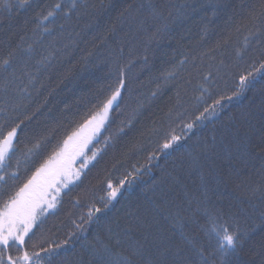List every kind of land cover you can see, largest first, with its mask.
Masks as SVG:
<instances>
[{"label":"snow or ice","instance_id":"6c2138e0","mask_svg":"<svg viewBox=\"0 0 264 264\" xmlns=\"http://www.w3.org/2000/svg\"><path fill=\"white\" fill-rule=\"evenodd\" d=\"M226 6V0H184L181 4H175L173 0H124L117 16L121 21V32L116 33L114 24L108 31L116 36V52L122 55L127 45L130 58L123 64L113 60L109 65L112 77V82L107 85L109 94L102 96L94 109L66 133L56 149L35 167L22 185L15 184L21 165L19 145L24 132L22 125L32 117L25 114L24 119H20L17 113L23 107L22 100L31 97L29 88L36 84V76L29 70L33 47L17 46L19 50H10L7 58L0 60V264H43L44 260L51 264L53 257L61 255L62 264H242L239 257L245 241L257 228L264 231V87L258 90V96L248 99L238 116L229 115L219 137L213 134L209 141L197 136L191 144L188 141L194 129L204 127L206 122L215 123L226 107L245 98L258 78L264 80V60L258 67L253 64V70L238 76L230 95L217 92L213 96L216 80L222 79L221 68H217L215 74L212 71L202 73L194 89L199 93L195 99L202 111L190 122L180 120V134L173 127L176 123L173 117L180 119L184 113H174L172 109L159 119L158 124L154 120L151 128L140 131L130 151L142 149L145 146L142 141H150L155 136L161 155L172 156L181 149L186 153V158L184 153L177 158L171 171L162 172L160 181L152 189L148 206L130 207L122 216L101 225L103 213L122 195L121 189L126 184L131 189L135 183L137 175L128 173L117 179L115 185L110 180L107 182L106 198H100L103 210L93 205L86 216L79 217L80 223L72 222L74 230L65 240L41 248L44 256L35 251L37 245L32 242L36 236L33 229L39 230L43 225L42 217L56 209L61 191L86 175L84 170L97 160L101 149L96 148L93 141L108 123L113 106L119 108L125 96L131 97V68L135 62L131 56L137 47L141 48L140 58L147 65L153 45L158 47L162 41L170 39L174 26L201 10L216 15ZM111 7L112 0H100L99 5L90 0H62L44 14L38 0H0V15L6 13L7 18L13 20L21 13L35 12L32 17L36 25L34 31L51 35L53 30L49 25L55 23L61 13L70 17L82 10L84 15L99 16ZM250 19H259L264 24V0L260 9L250 14ZM3 27L0 23V28ZM250 35L255 39L249 41L246 38L245 48L237 52L240 59L254 50L250 45L264 43V32L257 30ZM92 54L88 53L89 56ZM260 55L264 57V47L260 49ZM187 61V56L177 60L163 74V87L175 90L177 108L182 107L181 89L192 83L191 79L181 75L187 71ZM50 62L47 57L37 61V71ZM192 64L199 70L195 58ZM220 65L225 67L223 60ZM160 90L161 85H158L157 91ZM157 91L151 95L155 97ZM206 97L211 98V103ZM143 108L141 103L132 110L124 127L119 129L120 133L125 128H133ZM47 139L41 137L23 153L24 161L29 160ZM113 139L107 137L103 141L105 147ZM89 145L94 149L90 154ZM158 158L156 151L148 157L149 160ZM238 158L244 159L245 168L250 166L248 180L251 175H259V183L247 182L241 170L233 167ZM78 161L79 167H76ZM13 162L16 170H13ZM136 171L142 173L144 170ZM9 181L13 183L9 184ZM226 200L227 205L224 204ZM182 210L190 211V215H181ZM200 214L205 219V224L200 225L205 240L186 230L190 222H198ZM241 221L246 227H241ZM93 224L99 227L89 235L85 225ZM248 254L251 259L243 264H264V237L258 249H250Z\"/></svg>","mask_w":264,"mask_h":264},{"label":"trees","instance_id":"16d2710c","mask_svg":"<svg viewBox=\"0 0 264 264\" xmlns=\"http://www.w3.org/2000/svg\"><path fill=\"white\" fill-rule=\"evenodd\" d=\"M57 1L59 0H38L44 14H47V11ZM90 2L99 5L100 0H90ZM123 2L124 0H112L113 7L99 16L84 15L82 10L80 14L73 13L70 17H65L61 13L55 23L49 25L53 30L51 35L41 34L39 30L34 31L36 25L32 17L35 12L21 13L13 20H9L6 13L0 15V23L4 25L3 28H0V60L7 58L10 50H19L17 46L27 48L32 45L33 47L29 70L36 76V84L35 87L29 88L31 97L22 100L23 107L17 113L20 119H24L25 114L32 117L31 120H25L22 125L24 132L21 134V140L23 135L25 140H22L19 145L21 149V153L18 154L21 156L19 173L21 171L25 173L28 170L34 171L35 165L45 156V152L59 144L66 132L80 123L81 119L94 109L96 102L108 94L107 85L112 82L109 65L113 60L116 59L122 64L127 63L130 58L127 45H125L122 55L116 52L118 47L116 36L108 31L109 26L114 24L116 33L121 32V21L117 19V16ZM173 3L181 4L184 3V0H173ZM226 3L227 6L216 15H212L211 11L201 10L192 14L182 24L174 26L170 39L162 41L158 47L153 45L152 52L148 54L147 65L140 58L141 48L137 47L131 56L135 61L131 68L133 92L129 97V106L124 110V121L122 122L125 124L132 110L142 103L144 108L138 116V122L134 123L132 129L127 128V133L120 135L112 147H110L112 142H108V147L104 146L99 162L90 169V173L85 179L84 175L82 176L88 185L91 184L84 194H78L75 197L62 194L61 202L64 207L74 205L79 199H84V202L88 204L94 202L95 193L102 187L105 179L112 176L113 166L124 165V168L127 169L135 161L139 162L138 159L143 160L147 151L157 145V137H151L150 141L143 140L145 146L142 149L131 151L130 149L136 142L140 131L153 126L152 121L155 120L158 124L159 119L164 117L169 109L174 110V113L188 109L196 110L198 106L194 100L197 94L194 87L196 80H201V73L215 71L221 66V60L224 61V64L228 63L227 66L233 68V71H240L241 60L237 57L236 50H239L244 42L246 43V38L249 41L255 39L250 33L257 32V30L264 32V24L259 19L255 21L250 19V14L254 10L260 9L262 0H226ZM39 10L41 9H37V11ZM61 24L63 28L60 27ZM252 45L253 54L256 56L260 53L258 49L260 44ZM89 52L93 54L89 56ZM185 56L188 57L185 65L187 71L181 75L191 79L192 83L181 89L182 107L174 108V104H177L175 90L171 87H163V74L171 69L177 60L184 59ZM45 57L51 62L37 71L39 67L37 61ZM194 58L199 70L193 67ZM102 60L104 63H101ZM226 81L224 85H220L218 91L225 92L224 87H232V81L230 79ZM158 85H161L162 94L159 93L153 97L151 94L157 91ZM262 87L264 84L258 86L254 95L258 96V90ZM164 90L167 91L164 93ZM247 104L248 101L244 100L233 109V112L226 113L223 116L224 123L211 133L219 137L224 131V126L227 125L229 115L238 116L241 107ZM173 119H177L175 115ZM45 136L48 139L25 162L22 154L32 148L37 140ZM206 139L210 141L211 136H207ZM177 158L173 159L171 164L168 163L165 170L171 171ZM233 167L241 170V174L247 182L259 183L261 181L259 175H251L248 180L250 166L245 168L243 158L236 159ZM13 170H16L15 162H13ZM161 176L162 172L159 176L154 177L153 182L157 184ZM153 187L154 185L150 184L136 187V192L131 194V199L122 204L118 203L117 206L114 205L112 211L108 213L109 217L102 219L103 224L113 217L122 216L125 210L130 207L148 206ZM177 199L179 200L180 197ZM224 204L227 205L228 201H224ZM181 215L187 217L190 215V211L182 210ZM197 221V223L190 222L186 226V230L197 233L201 240H205L204 233L200 231L201 222H205L202 214L197 216ZM54 222L52 226H45L40 230L41 234L35 240V244L42 245L49 240L62 242L67 238L66 223H62V220ZM241 227H246L243 221H241ZM262 237H264V231L257 228L245 241L244 249L239 257L242 264L251 259L248 254L249 250L258 249ZM62 261L63 258L58 257L55 264H62Z\"/></svg>","mask_w":264,"mask_h":264},{"label":"bare ground","instance_id":"6f19581e","mask_svg":"<svg viewBox=\"0 0 264 264\" xmlns=\"http://www.w3.org/2000/svg\"><path fill=\"white\" fill-rule=\"evenodd\" d=\"M62 0H59L57 2H55L53 5H55L56 3H61ZM53 33V32H52ZM246 46V43L244 42L242 44V47L239 48V50L244 49ZM251 48H253V45H250ZM262 47H264V43H261L260 46L258 47V49L260 50ZM256 49V48H255ZM239 50H236V54ZM248 54H246V56H244L243 59L241 60V64H240V71H233V68H230L229 66H227L228 63H225V67H218L221 68V71L219 73V75L222 77V79H217L216 80V85L217 87L212 89L213 92V96H215V94L217 92H221L218 91L220 85H224V83H226L228 79H230L233 83L231 88H225V92H227L229 95L231 94V90L234 86V82L236 81V79L238 78V76L240 74H246L247 71L249 70H253L252 69V65L255 64L257 67L259 65V62L261 60H264V57H262L260 55V53L258 55H254L253 51H249L247 52ZM132 70V69H131ZM207 73V72H206ZM213 73H216V70L213 71ZM202 74V73H201ZM200 78V77H199ZM202 78V77H201ZM199 81V79L196 80V84ZM264 84V80H261L258 78V82L256 83L255 87L250 89L249 92H247L245 94V98H243L240 102H233L231 105H229L228 107H226L221 113L219 118L216 120L215 123H210V122H206L205 126L202 128H197L193 130V133L189 136V141L188 143H192L191 141H194L195 137L199 136L202 138H206L207 136H211L212 137V131L215 130V128H219L220 125H222L224 123V119L223 116L226 113L229 112H233V109H235L237 106H239L241 104V102H243L244 100L249 99L250 96H253L256 93V89L258 88L259 85ZM195 89V87H194ZM167 90H164L163 92L165 93ZM161 93V91H158L157 95ZM198 96L199 93L195 92ZM109 94V93H108ZM162 94V93H161ZM160 94V95H161ZM123 95V93H122ZM159 95V96H160ZM208 99V103H211V98L210 97H206ZM129 97L125 96L124 97V101L122 103H120L119 108L116 107V105L113 106L112 111L109 113V119H108V123L105 125V127L102 129V131L100 132L99 136L96 138V140L93 141V144H95L96 148L101 149V152L99 153V155L97 156V160L93 161L91 164H89L88 168L85 170L86 175H84V179L89 175L90 173V169L97 163L99 162L100 158V154L103 151V148L105 146L104 144V140L111 136L114 139L108 142H112L110 144V147L113 146V144L116 142L117 138L124 134L127 133V128H125V131L123 133L119 132V129L121 127H124V124L122 121H124V113H125V109L129 106ZM177 101V100H176ZM175 101V102H176ZM195 104L198 106V108L196 110L190 111L188 110H184V116L181 117L180 119H175L176 123L173 124V127L176 130L177 134H180V120L182 119L184 122H190L191 120H193L195 118V116L199 115V112L202 111V107L201 105L196 101V99L194 100ZM177 107V104H174V108ZM174 112V110H173ZM83 119V118H82ZM81 119V120H82ZM81 122V121H80ZM76 126V125H75ZM74 126V127H75ZM68 132V131H67ZM66 132V133H67ZM65 137V136H64ZM22 140H25V136L23 135ZM58 144H56L54 147L52 146V149L50 150V148L45 152V156L41 158L40 161L37 162V164L35 165V167L39 166V163L43 161V159H46L47 156L49 154H51V152L56 149V146ZM91 150H94L92 148V145H89V154L91 152ZM152 151H156V155L157 157H159L158 159L155 160H149L148 157L151 155ZM184 153L185 157H186V153L184 152V149H181L179 152L174 153L172 156H168L165 157L163 155L160 154L159 151H157V145L155 147L150 148L147 151V155L146 157L143 158V160L139 162L135 161L134 164H132V166L130 168L125 169L124 165L123 166H113V170H112V176H109L108 178L105 179V181L102 183V187L99 188L98 192L95 193L94 196H96L95 201L90 202L89 204L84 202V199H79L77 202L74 203V205H71L69 207H64V204L61 202V198H62V194H66L67 196H71V197H75L78 194H84L87 189L90 188L91 184L88 185L87 181L84 180L82 177L80 178V180L75 181V183H71L68 188H66L61 196L58 198L57 201V207L56 209H52L50 212H48L45 216L42 217L43 220V225L41 228L38 229H33L34 232H36V236L33 238V243L35 242V240L40 236V230L43 229V227L47 226L50 227L53 225V223H55L54 221L56 220H62V223H66L65 226H67L68 228V233L72 232L74 230V225H73V221H75L77 224L80 223V216H86L89 209L95 205L96 207H99L103 210V204L101 203V197L106 198V193H107V182L110 180L114 185L117 181V179L119 178H124L128 173H133L135 175H137V179L135 181V183L133 184V186L131 187V189H128L127 184L125 185V188L121 189V193L122 195H119L117 197V200L112 201L111 206L109 207V209L103 213L104 218L109 217V214L112 211V208L118 205V203H124L127 202L129 199L132 198L131 194L135 193L136 191V187H140L143 185H156L155 182H153L154 177H156V175L159 176V174H161V172H163L165 169H167L165 166L168 165V163H172L171 161L173 159L176 160V158L179 156H181V154ZM178 157V158H179ZM137 160V159H136ZM147 166V167H146ZM165 167V168H164ZM148 168L151 169L150 174L148 173ZM139 169H143L144 171L142 173H138L136 170ZM33 171V170H32ZM30 170H28L27 172H18L19 173V180L15 181L16 185H22L24 182L27 181L28 178H30V176L32 175V172ZM156 172V175H155ZM88 174V175H87ZM91 178V175L89 176ZM12 182V181H10ZM9 182V183H10ZM153 183V184H152ZM11 184V183H10ZM135 188V189H134ZM83 196V195H82ZM82 198V197H81ZM76 199L74 198V201ZM61 202V203H60ZM97 215H101V213H97ZM67 221V222H66ZM202 225L205 224L204 221L201 222ZM101 225H103V221H101ZM85 227L88 229V233L89 235H91L94 230H96L99 226L96 224L93 225H85ZM31 235V234H30ZM56 243H59L56 240H49L47 243L42 244V245H37L36 247V251L40 253L41 256H44L45 253L41 251V248H48L50 245L51 246H55ZM76 247L78 248L79 246L76 245ZM60 258H63V255L58 256ZM58 257H53L51 264H55V261ZM43 264H49V261L44 260Z\"/></svg>","mask_w":264,"mask_h":264},{"label":"rangeland","instance_id":"374dc122","mask_svg":"<svg viewBox=\"0 0 264 264\" xmlns=\"http://www.w3.org/2000/svg\"><path fill=\"white\" fill-rule=\"evenodd\" d=\"M101 131H102V130H101ZM76 167H79V161L77 162ZM85 170H86V169H85ZM85 170H84V171H85ZM70 184H71V183H70ZM70 184H69V185H70ZM64 190H65V189H63V190L61 191L60 195L57 197V201H58V198L61 196V194H62V192H63ZM50 211H51V210H49L48 212H50ZM48 212H47V213H48Z\"/></svg>","mask_w":264,"mask_h":264}]
</instances>
